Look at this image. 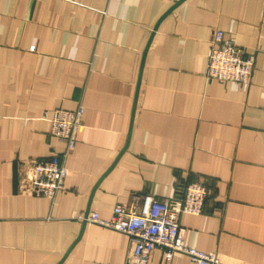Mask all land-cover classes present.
<instances>
[{"label": "crops", "instance_id": "obj_1", "mask_svg": "<svg viewBox=\"0 0 264 264\" xmlns=\"http://www.w3.org/2000/svg\"><path fill=\"white\" fill-rule=\"evenodd\" d=\"M175 1L0 0V264H126L129 238L81 217L195 182L185 244L264 264V0H184L155 29ZM216 30L253 57L248 85L205 78ZM77 107L63 189L31 194L30 161L65 151L44 114ZM149 264L195 263L156 248Z\"/></svg>", "mask_w": 264, "mask_h": 264}, {"label": "built area", "instance_id": "obj_2", "mask_svg": "<svg viewBox=\"0 0 264 264\" xmlns=\"http://www.w3.org/2000/svg\"><path fill=\"white\" fill-rule=\"evenodd\" d=\"M253 57L238 45L236 38L223 30L214 31L207 55L205 78L219 83L231 82L235 87L248 85L253 69ZM83 108L75 110L55 109L44 117L50 122V135L65 143L60 157L30 161L29 186L33 195L53 199L64 187L66 168L63 158L75 146L77 131L81 125ZM208 191L202 183H189L179 196L159 203L145 196L139 206L117 204L109 219L96 213L85 221L125 234L130 241L126 264H149L154 249H163L167 261L175 253L187 256L195 264H220L215 253H206L187 246L184 229L179 224L185 214L199 215L203 211ZM84 220V217H81Z\"/></svg>", "mask_w": 264, "mask_h": 264}, {"label": "water", "instance_id": "obj_3", "mask_svg": "<svg viewBox=\"0 0 264 264\" xmlns=\"http://www.w3.org/2000/svg\"><path fill=\"white\" fill-rule=\"evenodd\" d=\"M184 0H177L175 1V3L166 11V13H164V15H162V17L160 18L159 22L157 23V25H155V29L157 28L158 24L160 23V21L169 13L171 12L174 8H176L180 3H182ZM150 41L151 39L148 41L147 45H146V48L144 50V53L142 55V60H141V65H140V74H139V79H138V82H137V86H136V94H135V98H134V102H133V107H132V114H131V118H130V125H129V132H128V136L130 135V131H131V128H132V120H133V116H134V110H135V105H136V99H137V95H138V89H139V85H140V77H141V72H142V67H143V61H144V57H145V53L147 51V48L150 44ZM128 138V137H127ZM127 143H128V140L125 144V147L122 149L121 153L125 150V148L127 147ZM120 153V154H121ZM87 215L84 216V220L83 222H85V218H86ZM64 258V257H63ZM63 260V259H62Z\"/></svg>", "mask_w": 264, "mask_h": 264}]
</instances>
